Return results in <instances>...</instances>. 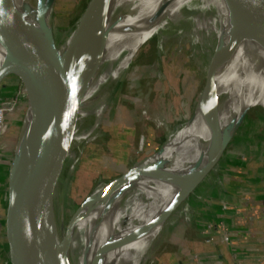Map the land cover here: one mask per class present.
Segmentation results:
<instances>
[{
	"label": "bare ground",
	"instance_id": "1",
	"mask_svg": "<svg viewBox=\"0 0 264 264\" xmlns=\"http://www.w3.org/2000/svg\"><path fill=\"white\" fill-rule=\"evenodd\" d=\"M99 1L102 3L94 4L67 33L59 55L44 64L45 75L52 80L50 92L46 86L39 88L40 95L45 96V122L57 113L63 93L77 92L78 117L69 144L73 139H86L103 115L101 124L106 123L113 97L108 100L107 94L101 93L104 95L98 103L89 106L95 91L130 78L133 73L126 70L138 49L154 36L163 41L164 33L187 14L196 23L194 43L209 50L204 67L207 87L204 96L199 93L195 98L191 117L168 135L164 147L142 161L134 176L121 186L110 190L108 183L97 185L72 213L67 229L57 225L55 216L56 173L29 241L28 257L37 264L58 235L63 241L54 248L52 264H143L163 227L175 222L170 218L174 207L191 192V185L200 181L204 173L201 168L217 151L214 127L217 125L219 136L232 121L229 112L253 105L264 109V31L239 20L228 0ZM5 2L17 18L0 45V67L10 60V65L0 71V79L16 76L30 50L45 42L57 0ZM97 22H104L105 31L101 61L80 89L82 74L95 54L91 30ZM205 31L212 32V38L207 40ZM71 38L77 41L68 46ZM152 71L153 65L145 68L149 75L154 74ZM91 117L92 127L74 136L79 123ZM28 124L37 131L29 105L24 118V125ZM39 140H44V134ZM193 153L197 155L194 163ZM162 160L166 164L158 162ZM104 203H108L106 218L102 216ZM183 203L189 205V200Z\"/></svg>",
	"mask_w": 264,
	"mask_h": 264
},
{
	"label": "rangeland",
	"instance_id": "2",
	"mask_svg": "<svg viewBox=\"0 0 264 264\" xmlns=\"http://www.w3.org/2000/svg\"><path fill=\"white\" fill-rule=\"evenodd\" d=\"M87 1L57 0L49 30L54 35L58 46L67 36V29L65 31L64 27L67 25L71 27ZM187 16L191 18L188 14L184 15L182 21L164 33L163 41H160L158 36H154L138 49L126 70V73L128 71L133 73L130 78L124 77L121 82L107 84L102 88L101 93L105 92L108 100L113 97L106 123L101 124L103 115L100 123L94 127L93 133L86 139L71 140L58 171L55 216L59 227L66 226L72 213L97 185L102 182L107 183L139 161L143 154L156 149L191 115L205 82L204 67L209 50L203 49L196 41L194 43L193 32L196 23L194 24ZM62 30H64L63 34H60ZM205 34L207 40L212 38V32L205 31ZM7 65H10V60L0 67V71ZM152 65L154 74L149 75L145 72V68ZM132 80H135V83ZM101 93L99 97H103L104 94ZM14 99L17 102L15 113L4 117L5 129H0V166L5 165L0 183V264H7L3 237L5 182L8 166L17 147L22 119L23 102L20 86H16V91L11 98H2L0 104ZM116 106L124 108L123 116L128 120L125 124L116 123L114 117ZM245 110H248L245 119L225 150L229 149L231 142L233 144L235 140L243 138L244 142H258L257 149L264 151V109L253 105L246 107L243 111ZM243 111L239 108L235 113L229 112V115L234 120ZM130 115L135 119L132 126ZM93 122V117L83 120L76 127L74 136L90 129ZM196 159L197 155L193 153L192 163ZM210 173L202 175L200 173V181L191 185V192L196 185L207 180ZM193 196L189 197V202L193 201ZM107 205L108 203H104L102 208L104 218L109 212ZM189 214L191 211L184 203L174 210L170 218H173L175 222L172 224L168 222L163 227L161 237L154 241L143 264H161L166 251L179 245L182 238L179 230Z\"/></svg>",
	"mask_w": 264,
	"mask_h": 264
},
{
	"label": "water",
	"instance_id": "3",
	"mask_svg": "<svg viewBox=\"0 0 264 264\" xmlns=\"http://www.w3.org/2000/svg\"><path fill=\"white\" fill-rule=\"evenodd\" d=\"M228 2L239 20H245L253 27L258 28V30L264 31V0H228ZM97 3H102V1L88 0L71 27L68 25L64 27L65 31L67 29L68 33L75 23L85 17L91 11L93 5ZM7 9L5 0H0V45L3 44L17 18L13 11ZM45 32V42L42 45L34 46L30 50L17 75L8 79H0V89L9 85L21 87L23 102L17 147L14 157L8 166L5 182L6 205L3 237L7 264H37L28 257L29 241L33 237L37 224L36 215L45 204L46 196L56 173L59 171L78 117L79 104L77 103V92L72 90L68 94L63 93L59 98L57 113L51 117H45L47 118L46 121H50V124L44 120L45 96L40 95L39 88L46 86V91L50 92V83L52 81L45 75L44 64L49 58L59 55L58 48L68 36L67 34L63 43L58 46L50 30H46ZM63 32L64 30L60 34H63ZM91 33L93 35L95 54L82 74L79 84L80 89L89 81L93 75V71H95L101 61L105 37L104 22H97L96 26L92 28ZM76 41L71 38L68 46L75 44ZM56 71L57 68L55 67L53 69V76ZM106 85H102L98 91H95L88 102L89 106L97 103L100 98L99 94ZM206 87L207 80H205L202 87L201 96H204ZM28 105L32 108L36 120V132L33 125H24ZM247 111H243L237 119L229 122L222 129L219 136V130H216L217 125L214 127L213 131L216 133L215 144L218 145V149L212 158L201 168L204 173L210 172L217 164L227 144H229L244 121ZM40 134H44V140L41 143L39 140ZM166 141L167 138L156 149L146 152L139 161L108 181L109 189L112 190L121 186L125 181L134 176V169L146 158L161 150ZM158 162L166 164L163 160ZM199 185H196L193 192L182 198L174 209L194 195ZM83 202H85V199ZM70 219L68 222H70ZM65 229H67V225ZM62 241L63 238L60 239L57 236L47 247L38 264H52L54 248L62 243ZM177 264H182V261L179 260Z\"/></svg>",
	"mask_w": 264,
	"mask_h": 264
},
{
	"label": "crops",
	"instance_id": "4",
	"mask_svg": "<svg viewBox=\"0 0 264 264\" xmlns=\"http://www.w3.org/2000/svg\"><path fill=\"white\" fill-rule=\"evenodd\" d=\"M115 108L116 123L128 122ZM230 145L187 205L179 245L161 264H264V151L243 138Z\"/></svg>",
	"mask_w": 264,
	"mask_h": 264
},
{
	"label": "built area",
	"instance_id": "5",
	"mask_svg": "<svg viewBox=\"0 0 264 264\" xmlns=\"http://www.w3.org/2000/svg\"><path fill=\"white\" fill-rule=\"evenodd\" d=\"M16 99L11 100V101H3L0 104V129H5V125H3V122L5 121V116L6 115H12L15 113V105H16Z\"/></svg>",
	"mask_w": 264,
	"mask_h": 264
},
{
	"label": "trees",
	"instance_id": "6",
	"mask_svg": "<svg viewBox=\"0 0 264 264\" xmlns=\"http://www.w3.org/2000/svg\"><path fill=\"white\" fill-rule=\"evenodd\" d=\"M76 25V24H75ZM74 25V26H75ZM72 29V28H71ZM70 29V30H71ZM69 30V31H70ZM69 31H68V33H69ZM65 57H62V59H64ZM12 76H14V75H11V76H8V77H6L5 79H8V78H10V77H12ZM16 91V86L15 85H9V86H6V87H4V88H2V89H0V100L3 98V99H8V98H11L12 97V95L14 94V92ZM14 121V120H13ZM5 165H1L0 166V183H1V181H2V179H3V173H2V171L4 170V167ZM0 196H1V192H0Z\"/></svg>",
	"mask_w": 264,
	"mask_h": 264
}]
</instances>
